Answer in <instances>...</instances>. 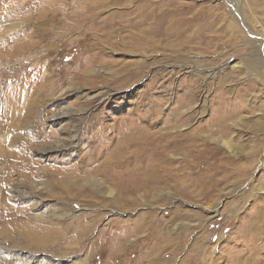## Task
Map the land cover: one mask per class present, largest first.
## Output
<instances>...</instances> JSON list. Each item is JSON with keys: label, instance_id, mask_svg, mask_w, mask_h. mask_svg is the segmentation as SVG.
I'll return each instance as SVG.
<instances>
[{"label": "rangeland", "instance_id": "rangeland-1", "mask_svg": "<svg viewBox=\"0 0 264 264\" xmlns=\"http://www.w3.org/2000/svg\"><path fill=\"white\" fill-rule=\"evenodd\" d=\"M233 4L0 0V264H264V0Z\"/></svg>", "mask_w": 264, "mask_h": 264}, {"label": "bare ground", "instance_id": "bare-ground-1", "mask_svg": "<svg viewBox=\"0 0 264 264\" xmlns=\"http://www.w3.org/2000/svg\"><path fill=\"white\" fill-rule=\"evenodd\" d=\"M230 1H232L234 4H233V6H235V4H237V6H238V3H240V0H230ZM240 5V4H239ZM233 9H235V8H233ZM239 9H241V8H239ZM238 9V10H239ZM68 115H70V113L68 112V111H61V112H57L56 114H54V116L51 118V121L53 122V124H55L57 127H59V131L61 132V127H62V123H63V121L68 117ZM215 121V120H214ZM185 122V121H184ZM186 123V122H185ZM221 123V122H220ZM213 124H214V122H213ZM225 124V123H224ZM178 128V127H177ZM134 129V128H133ZM134 133V132H133ZM169 133V132H168ZM219 133V132H218ZM75 134V133H74ZM219 135V134H218ZM77 136V135H76ZM212 136V135H211ZM215 136V135H214ZM208 137V136H207ZM75 138L76 137H72V138H66V137H64L63 139H61V140H58L57 142L55 141L54 143H53V145L54 146H52L51 147V149L52 150H55V151H58V152H62L63 150H69V149H71V148H73L74 146H75V142H76V140H75ZM130 138V137H129ZM223 139V138H222ZM221 139V140H222ZM128 140V139H127ZM156 140V139H155ZM212 140H214L215 141V139H212ZM129 141V140H128ZM142 141V140H141ZM216 142V141H215ZM217 142H219V141H217ZM222 142V141H221ZM220 142V143H221ZM127 143V142H126ZM131 143V142H130ZM138 143V142H137ZM136 143V144H137ZM133 144H135V143H133ZM123 145H125V144H123ZM160 145V144H159ZM172 145V144H171ZM222 145H224V146H226V148H228L229 150H232L233 151V147L232 146H230L231 144H229L228 142H227V140L226 141H223L222 142ZM50 147V146H49ZM133 147H134V145H133ZM139 148H141V147H139ZM130 149V148H129ZM137 149V148H136ZM220 150V149H219ZM135 153V152H134ZM138 153V152H137ZM145 153V152H144ZM58 154V153H57ZM254 154V153H253ZM131 155V154H130ZM136 155V154H135ZM234 155V154H233ZM249 155V154H248ZM252 155V154H251ZM146 156V155H145ZM145 158V157H144ZM135 159H136V156H135ZM142 159V158H141ZM159 159V158H158ZM144 160V159H143ZM141 161V160H140ZM139 161V162H140ZM238 161V160H237ZM252 161V160H251ZM146 161L144 160V163H145ZM148 163V162H147ZM160 163V162H159ZM138 164V163H137ZM225 165V164H224ZM133 166V165H132ZM157 169V168H156ZM139 170V169H138ZM159 170V169H158ZM216 174V173H215ZM138 175V174H137ZM108 191V190H107ZM110 191V190H109ZM108 191V192H109Z\"/></svg>", "mask_w": 264, "mask_h": 264}]
</instances>
